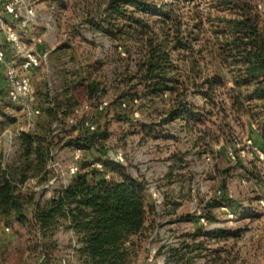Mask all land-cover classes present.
Segmentation results:
<instances>
[{"label": "trees", "instance_id": "1", "mask_svg": "<svg viewBox=\"0 0 264 264\" xmlns=\"http://www.w3.org/2000/svg\"><path fill=\"white\" fill-rule=\"evenodd\" d=\"M195 1L199 4L205 2L106 0L99 15H87L86 21L91 26L104 33L112 44L117 42L116 52L119 48L124 50L118 53L109 78L82 74L78 83H71V87L67 86L56 98L51 96L48 81L38 85V122L34 130L19 134V159L0 170V225L14 229L16 223L36 230L38 236L51 238L61 222H65L67 228L77 235L79 264H129L135 248L151 237L157 211L149 200L145 181L131 176L123 164L102 157L87 159V154L95 149L105 152L100 146L105 143L107 132L99 128L95 131L85 129V118L76 119V124L72 125L70 133L77 131L76 135L67 131L69 119L77 118L79 103L75 90L78 86L83 87L90 107L110 94L112 99L107 109L115 104L125 106L130 114L149 111L152 123L139 125L145 135L156 139H175L174 136H162L156 129L177 120L186 122L188 132L197 131L196 126L212 118L220 105L222 109L218 114L222 115V121L232 117L238 122L247 117L255 124L264 142V19L253 0L208 1L209 12L215 11L209 22L214 23L212 30L218 38L214 55L221 71L204 77L198 85L194 76L179 72L173 58L176 52L187 47L182 39L183 22L179 20L177 8ZM225 76L231 79L232 87H225L222 80ZM191 88L199 90L210 111L191 103L188 98ZM223 89L224 100L220 97ZM0 99L1 114L13 103L5 92L0 93ZM115 116L122 120V114L116 113ZM156 118L159 123L155 125ZM210 133H203V136L200 133L202 137L198 139L205 153L213 152L214 143H221L220 129L217 135ZM63 134L69 136L67 140H63ZM222 134H227L224 129ZM59 144L81 149L86 158L79 174L62 191L44 204L36 202L35 192L23 190L22 186L31 179H37L38 184L48 180V162L52 159L53 148ZM186 155L180 152L171 155L166 176L169 180L176 171H184L188 165ZM96 162L102 163V170L92 167ZM225 198L224 195L222 200ZM222 200L214 199L216 205L209 207L223 206ZM29 209H32L31 217L27 215ZM207 219L210 223L217 220L211 212ZM239 235L238 232L205 233L199 230L190 236L197 243L185 241L181 247L171 248L170 259L174 264H195L196 257H190V254L203 249L198 238L220 239ZM46 249V245L40 246L41 252ZM6 252L0 248L1 264L7 260Z\"/></svg>", "mask_w": 264, "mask_h": 264}, {"label": "rangeland", "instance_id": "2", "mask_svg": "<svg viewBox=\"0 0 264 264\" xmlns=\"http://www.w3.org/2000/svg\"><path fill=\"white\" fill-rule=\"evenodd\" d=\"M208 1L210 0L201 4L189 2L186 6L179 5L177 8L179 20L183 22L182 39L187 47L173 55L174 62L182 75L194 76L198 85L204 77L221 71L214 55L218 38L212 30L214 23L209 22L215 11L209 12ZM32 2L37 6L39 16L36 24H31L23 37H41L44 42L40 46V52L46 49L49 55L31 77L35 88L34 101L27 100L24 105L10 103L3 109L4 114H0V170L19 159V134L34 130L38 122L39 116H30L29 112L36 106L35 102L40 109L37 87L42 81H48L51 96L56 98L64 93L67 86L71 87V83H78L82 74L109 78L118 53L124 50L119 48L116 52L117 42L112 44L104 33L86 21L89 13L99 15L106 0ZM253 4L264 19V0H253ZM222 80L226 83L225 87L233 86L227 76L222 77ZM196 89L189 90V100L210 111V106L204 104L202 95ZM224 92L223 89L220 95L223 100L226 98ZM75 95L79 103L77 118L69 119L68 133L76 135L77 131L76 134L70 133L72 125L76 124V119L85 118V129L88 128L87 122L92 123L95 127L92 131L99 128L100 131H106L108 137L100 146L105 152L95 149L87 154V159L102 157L111 160L114 154L121 153L123 165L127 167L129 174L145 181L148 191L153 188L155 192L161 191L166 205V210L157 212L151 237L135 248L129 264H174V260L170 259V249L181 247V243L185 241L197 243L190 236L199 230L205 233L238 232L240 235L220 239L209 236L198 238L203 249L190 254V257H196L195 264H264V207L260 203L264 200V142L255 124L247 117H242L238 122L232 117L228 121H222V115L218 114L222 109L219 105L212 118L196 126L197 131L188 132L185 129L186 122L177 120L156 129L162 136H174L175 139H156L145 135L139 125L142 122L152 123L148 117L149 111L130 114L125 106L115 104L107 109L112 99L110 94L95 101L93 107H90L81 86L77 87ZM105 102L107 105L100 109V105ZM116 113L122 114V120L116 118ZM154 123H159L157 118ZM77 128L83 129L81 126ZM219 129L221 143H214L213 152L205 153L204 146L198 142L199 137L206 132L217 135ZM223 129L227 133L225 136L222 134ZM62 137L67 140L69 136L63 134ZM76 149L62 144L53 148L54 163H58L59 167H52L46 178L56 176L58 181L49 189L35 192L36 202L44 204L64 189L65 183L69 181L67 169L75 160ZM179 152L187 153L185 161L188 165L184 171H176L173 179L169 180L166 177L171 164L169 158ZM85 158L83 154L79 159L80 164ZM27 190L34 192L31 188ZM224 195L226 198L222 200ZM148 196L151 202L155 201L149 192ZM214 199L222 200L223 206L209 207L216 205ZM31 210L27 211L29 217ZM210 212L217 220L209 224L201 223L199 217L207 219ZM230 214L233 218L229 217ZM67 225L61 222L53 236L46 238L38 236L36 230L14 223V229L7 232L16 235L14 241H7L10 249L14 248L8 256L25 264H40L43 256L48 261L65 259L71 264H79L76 249L80 245L77 244V235ZM41 245L47 246L44 252L40 251Z\"/></svg>", "mask_w": 264, "mask_h": 264}, {"label": "built area", "instance_id": "3", "mask_svg": "<svg viewBox=\"0 0 264 264\" xmlns=\"http://www.w3.org/2000/svg\"><path fill=\"white\" fill-rule=\"evenodd\" d=\"M39 16V11L37 6H35L32 0H4L2 6L0 7V29L6 35V47L0 46V64H3L6 69V80L8 82V87L5 91L6 97L14 105H24L27 100L34 101L35 88L32 82L33 72L40 68L42 63L46 61L49 53L40 52V46L44 42L41 37L30 35L28 39H24L23 35L27 32L31 24H36ZM9 17L12 21H16L15 26L11 20L7 19ZM28 40V41H26ZM12 56L9 59V56ZM36 106L30 109V116L37 117L40 115V110ZM107 103L100 105V109H103ZM73 122V120H71ZM90 131L94 130L95 127L92 123H86ZM0 133V138H1ZM10 146V145H9ZM258 153H261L260 151ZM84 152L81 149H76L75 160L69 165L67 172L69 181H67L66 186L71 182V180L80 172L81 164L79 159L83 156ZM232 154V153H231ZM54 152H52V159L49 162L47 169L49 173L54 167H59L58 163L55 162ZM235 158V157H233ZM262 158V155H261ZM114 163L123 164L124 159L121 153L114 154V157L110 160ZM53 167V168H52ZM92 167L98 169L103 168L102 163H96ZM4 169V168H3ZM6 169V168H5ZM58 179L55 177H50L46 182L38 184L37 179H31L26 182L23 186V190L31 188L34 192L40 189H49L57 183ZM33 186H36L33 188ZM64 186V188L66 187ZM155 189H150L149 194L153 196L155 200L153 203L156 207V211L166 210V205L164 203L161 191H154ZM261 205L264 207V200L260 201ZM233 218V215H229ZM199 220L203 224H209L208 220L204 216H200ZM9 232L10 228L5 229ZM40 264H71L65 259H60L57 261H48L43 256L39 262Z\"/></svg>", "mask_w": 264, "mask_h": 264}, {"label": "crops", "instance_id": "4", "mask_svg": "<svg viewBox=\"0 0 264 264\" xmlns=\"http://www.w3.org/2000/svg\"><path fill=\"white\" fill-rule=\"evenodd\" d=\"M4 0H0V7L2 6ZM7 19L11 20V22H13V24L16 26L17 22L16 21H12V19H10L9 17H7ZM36 30V29H35ZM33 32V31H32ZM34 32H38V31H34ZM0 46L1 47H6V35L5 33L0 29ZM42 47V46H41ZM40 47V48H41ZM48 52V50L45 49V51H42V53ZM13 56V55H12ZM11 55L9 56V59L12 57ZM6 69L5 66L3 64H0V93L5 92L7 87H8V82L6 80ZM0 104H1V99H0ZM31 217V215H30ZM6 226L4 225H0V248L3 251H8L6 252V257L7 260L5 262V264H25V262H22L20 260L15 261L13 258H10L8 255L10 253L11 250H13L12 248L10 249V245L7 243L8 240H13L16 237L15 234H9L7 233V231L5 230ZM9 236V238H8ZM14 245V242L12 243ZM13 259V260H12ZM14 261V262H13ZM0 264H1V259H0Z\"/></svg>", "mask_w": 264, "mask_h": 264}]
</instances>
